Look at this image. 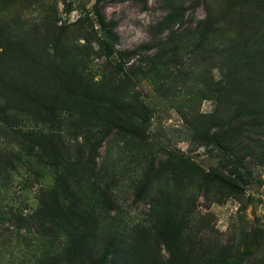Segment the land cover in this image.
Segmentation results:
<instances>
[{
  "label": "rangeland",
  "instance_id": "1",
  "mask_svg": "<svg viewBox=\"0 0 264 264\" xmlns=\"http://www.w3.org/2000/svg\"><path fill=\"white\" fill-rule=\"evenodd\" d=\"M95 1L0 0V150L63 145L0 170V264H264V0H100L115 58Z\"/></svg>",
  "mask_w": 264,
  "mask_h": 264
},
{
  "label": "trees",
  "instance_id": "2",
  "mask_svg": "<svg viewBox=\"0 0 264 264\" xmlns=\"http://www.w3.org/2000/svg\"><path fill=\"white\" fill-rule=\"evenodd\" d=\"M99 1L100 0L95 1L92 7V11L94 15L95 24L102 32L103 40L101 41V46L107 55L114 56L115 58V56L121 54L120 51H116L114 49V44L117 42L118 37L115 34L110 23L105 20V17L102 14L99 6ZM258 39L256 40V43H254V45L244 48L242 47L241 49L237 48V51H234V64L236 62H239V70L237 71L238 75L244 76L252 70H259L260 67H264V51L259 52L261 50H264V37L262 36L259 40ZM255 58L263 59H261L262 61L255 62ZM12 89L21 96L20 98H27L29 100H32L31 102L25 100L26 107L28 105L35 104L38 100L37 96L32 95L31 93L26 91V89L22 88L19 85H13ZM42 105L44 104L42 103ZM52 105L54 107L50 106L46 108L54 109L55 104ZM30 114L36 122V124H34L33 126H30L24 131H20V128L15 125L10 126L11 133L20 134V140L16 143V148L0 150V170H2V167L5 164L11 167L16 166L15 168L23 166L29 175L40 178L39 169L41 167H43L44 165H51L53 167H57L59 165L61 155L58 153L56 145H58L59 147H63V145L62 142H60V139L55 134H52V132L49 131V128L52 127L51 122L49 124L46 123V121L44 120H37V118L34 117L33 112H31ZM41 123H43V125L47 127L46 130H44L40 126ZM129 130L133 134H136V130ZM201 135L208 142H216V139L213 136L208 135L207 131H202ZM215 178L219 182L227 184L231 189L239 190V187L237 185L227 182L222 177ZM58 181H61V178H58ZM80 251L84 254L85 252H87L81 248Z\"/></svg>",
  "mask_w": 264,
  "mask_h": 264
}]
</instances>
